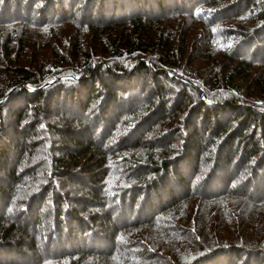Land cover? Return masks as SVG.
Instances as JSON below:
<instances>
[{
    "label": "trees",
    "instance_id": "trees-1",
    "mask_svg": "<svg viewBox=\"0 0 264 264\" xmlns=\"http://www.w3.org/2000/svg\"><path fill=\"white\" fill-rule=\"evenodd\" d=\"M263 211L264 0H0V264H264Z\"/></svg>",
    "mask_w": 264,
    "mask_h": 264
},
{
    "label": "rangeland",
    "instance_id": "rangeland-1",
    "mask_svg": "<svg viewBox=\"0 0 264 264\" xmlns=\"http://www.w3.org/2000/svg\"><path fill=\"white\" fill-rule=\"evenodd\" d=\"M72 29V28H71ZM32 55V54H31ZM29 58H33L32 56H29ZM172 88V90L174 89V86H170ZM67 141H71V139L67 140ZM43 157V156H42ZM262 219L264 220V211H263V216H262ZM263 234H264V231L263 230H260Z\"/></svg>",
    "mask_w": 264,
    "mask_h": 264
}]
</instances>
